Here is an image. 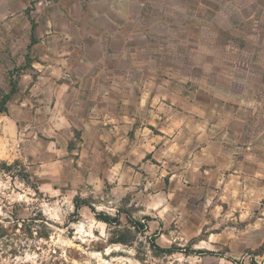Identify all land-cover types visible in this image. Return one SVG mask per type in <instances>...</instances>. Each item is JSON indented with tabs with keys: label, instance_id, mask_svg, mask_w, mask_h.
<instances>
[{
	"label": "rangeland",
	"instance_id": "1",
	"mask_svg": "<svg viewBox=\"0 0 264 264\" xmlns=\"http://www.w3.org/2000/svg\"><path fill=\"white\" fill-rule=\"evenodd\" d=\"M85 49L94 65L61 85L49 59ZM77 75L98 85L78 92ZM15 86L0 112V264H264V165L225 172L206 149L241 156L259 134L264 162V0H0V101ZM91 87L129 93L136 120L79 129L67 107ZM144 87L161 100L145 104Z\"/></svg>",
	"mask_w": 264,
	"mask_h": 264
},
{
	"label": "crops",
	"instance_id": "2",
	"mask_svg": "<svg viewBox=\"0 0 264 264\" xmlns=\"http://www.w3.org/2000/svg\"><path fill=\"white\" fill-rule=\"evenodd\" d=\"M111 33H113L112 35H115V36L119 34H122L124 37L129 36V33H126L124 30H120V29L114 30ZM80 48H82V46H80ZM86 55H87V51L85 49L82 51H78L76 56H72L71 54V56L67 55L63 57L60 56L59 58H55V57L51 58L49 59L48 64L49 66H51V68L53 67L55 70L57 66V62H58V65L62 69L63 79H65V81H63L61 85H68L69 83L67 79L72 78L73 71L76 72V70L79 69L81 72H84L87 68L90 67V65H94L93 61L86 59L85 57ZM127 58L130 60L129 56ZM129 60L124 65V68L127 67V71H129V75H130L131 70H132V63ZM93 67L95 68L96 66H93ZM124 68L123 70H126ZM79 70L77 72H79ZM77 78H78L77 83L79 84V89L77 90L78 92L80 90L81 85L85 82L90 83L91 81L93 85L95 86L98 85L97 76L94 77L93 75H87V76L77 75ZM47 79L51 85L57 82L52 76H48ZM86 79H90V81H86ZM128 82H130L129 84H131L130 76L128 77ZM98 87H95V88H98ZM95 88L91 87L92 89L91 96H90L91 98L89 97L85 98L82 95H80L79 98H74L72 96L71 100L78 102V104L75 107H70V106L67 107V113H73V114L75 113L79 116V129L81 128L84 129L87 126H93V125L97 126L99 121H101L103 123H112V126L110 127V129L117 130L119 128L129 127L130 124H128V122L136 120V117L135 116L133 117V113H131L132 110L134 109L133 108L134 102H131V99L129 98V95H130L129 93L126 94V92H122V94H118L115 97L107 96V95H104L103 97H101L100 95L95 93ZM83 90L84 89L82 88V91ZM147 90H148L147 87H144L143 94L145 96V99H144L145 104H147L146 100L148 99V97L152 98L155 95L156 97L158 96L159 100H161V95L159 94V91L154 89L155 93H152L153 90H149L147 93ZM145 104L143 103V101H136L135 109L141 110L144 108ZM173 105H172V108H174ZM176 110H178V108ZM174 114L177 116H180L179 113L171 112V117H173ZM163 116H158V117L162 118ZM221 116L225 118V121L223 125L220 126L221 128L220 134H223L226 136V134L228 133V124L231 121L235 120V118L233 116H229L228 110L224 111ZM153 122H155L156 126H158L160 123V122H157V120ZM150 125H152V127L150 126V128L155 127L153 124H150ZM177 128L178 127L174 125H170L169 127H164V126L160 127L159 130L160 132L162 131L161 137H165L166 141L175 139L174 133L179 132V129ZM151 141H152V138H151ZM214 142L215 140H212V141L210 140L208 145H206V149H209L210 151V156H211L210 163L222 164L226 166L225 172H227V169H229L230 171L231 170L237 171L236 167L239 165L253 166L252 167L253 170L258 168L260 165H264V162L261 161L262 159L261 155L258 152L259 151V134L256 136L253 135V137L249 139V141L243 145L241 156L240 155L231 156V152H228L227 150H224V151L212 150L211 147L214 146L215 144Z\"/></svg>",
	"mask_w": 264,
	"mask_h": 264
},
{
	"label": "trees",
	"instance_id": "3",
	"mask_svg": "<svg viewBox=\"0 0 264 264\" xmlns=\"http://www.w3.org/2000/svg\"><path fill=\"white\" fill-rule=\"evenodd\" d=\"M33 30H35V24L33 25ZM16 91H17V88L15 86L14 88H12V90L9 93H7L6 95L3 96L2 100L0 101V112L7 111V103ZM154 245H156L158 250H160L161 252H164V253H173L176 250V248H174V247L163 248L157 244H154Z\"/></svg>",
	"mask_w": 264,
	"mask_h": 264
}]
</instances>
